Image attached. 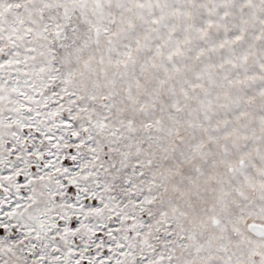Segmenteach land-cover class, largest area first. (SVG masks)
Segmentation results:
<instances>
[{
    "label": "snow or ice",
    "instance_id": "1",
    "mask_svg": "<svg viewBox=\"0 0 264 264\" xmlns=\"http://www.w3.org/2000/svg\"><path fill=\"white\" fill-rule=\"evenodd\" d=\"M0 264H264V0H0Z\"/></svg>",
    "mask_w": 264,
    "mask_h": 264
}]
</instances>
